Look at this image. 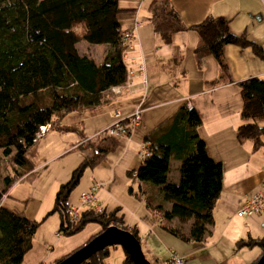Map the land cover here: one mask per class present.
<instances>
[{"label": "trees", "instance_id": "16d2710c", "mask_svg": "<svg viewBox=\"0 0 264 264\" xmlns=\"http://www.w3.org/2000/svg\"><path fill=\"white\" fill-rule=\"evenodd\" d=\"M145 1L152 31L161 43L168 44L175 32L194 33L196 42L191 53L195 67L199 68L207 57L216 63L218 74L209 84L229 82L221 56L224 45L248 48L264 65V40L257 44L244 33H230L224 18L208 16L185 27L167 0ZM124 11L117 0H0V264H20L30 249L35 229L53 214L58 217V230L63 235L74 234L87 223H96L99 230L95 234L114 226L137 239L135 229L125 228L120 216H116L117 207L108 211L81 209L75 221H69L66 215L67 196L82 171L94 167L116 147L115 137H100L95 143L86 139L82 141L84 145H77L78 149H88L90 154L83 156L67 180L58 184L51 207L40 220L28 219L21 211L1 204L14 182L29 179L31 165L26 151L43 135L41 129L52 114L60 118L96 108L106 100L104 92L125 81L126 61L121 59L124 30L117 19ZM79 42L106 46L101 61L96 64L88 56L78 54L75 44ZM234 85L241 120L234 130V141L237 144L250 141L256 150L264 140V79L250 76ZM186 104L185 100L179 102L168 117L146 132L141 138V150L146 156L139 158L136 168L125 174L136 182L140 196H144L143 183L159 192L153 209L158 213L160 228L180 240L198 242L211 224V209L220 190L221 166L206 155L203 142L195 133L199 116ZM53 127L64 130L57 125ZM169 159L180 162L177 183L166 182ZM163 203L169 204L167 210L161 208ZM172 219L179 224L190 222L186 236L178 228L166 225ZM83 244L50 264H57ZM233 245L235 249L258 248V255L248 263L253 264L263 250L264 234L259 238L238 239ZM114 247L96 251L80 264H104ZM120 263L131 264L123 251Z\"/></svg>", "mask_w": 264, "mask_h": 264}, {"label": "crops", "instance_id": "0c3cea01", "mask_svg": "<svg viewBox=\"0 0 264 264\" xmlns=\"http://www.w3.org/2000/svg\"><path fill=\"white\" fill-rule=\"evenodd\" d=\"M167 1L171 9L177 14L179 22L185 27L197 24L208 16L222 17L228 21L227 27L230 33H244L248 40L257 44L264 40V0ZM117 5L125 10L117 15L121 30H132L133 34L130 48L126 52V57L130 58L132 63L124 64L125 68L128 67L131 71L127 77L132 86L126 89H118L117 93L113 92V87H111L104 92L106 99L104 103L96 108L83 112H71L73 114L68 113L56 118L53 126L57 125L64 130L49 126L47 131L56 133L58 137L63 135L64 141L58 145L60 148L53 149V151L51 150L52 147L46 145V154L39 153L38 160H32L33 157L27 149L28 156L26 158L31 165L29 176L46 168L54 162L48 163L49 161L68 150H80L83 154L81 158L89 155L88 149H78L77 145H84L82 141L90 140L87 136L91 134L94 140H98L100 137L95 139L94 134L111 124L114 119V110L118 113L117 118L125 119L138 106L141 110H139L141 115H139L138 124L126 135L118 136L123 138L122 143H119L118 139L115 138L118 151L113 163L108 167L107 179L104 181L106 177L101 178L96 172V176L94 174L97 182L102 183V187L97 190L105 188V192H112L117 186L120 192V186H126L127 182L122 178L121 181L114 182L112 168L114 170L115 165H119L125 173L135 169L139 162L138 153L143 149L141 138L160 120L168 117L179 102L185 100L199 116L200 124L196 127L195 133L203 142L206 155L212 161L219 162L221 166L220 190L211 209V224L206 226V230L198 242L183 241L169 235L158 226V213L153 209L158 202L159 192L155 187L146 183L142 184L145 200L143 199L144 196H140L144 209H140L141 203L138 204L135 201L125 205V209L129 210V216L125 217L123 224L125 226L132 224L136 231V237L147 231L146 237L156 238L159 243L163 244V240L166 238L164 234H167L183 245L180 247L175 242H171L170 247L172 248L170 249L172 250L168 249L164 263L163 260L160 263L154 258L155 253L153 251L148 252L151 263L165 264L169 254L173 253L181 257L185 264H248L258 255V248L240 247L235 249L233 244L238 239L259 238L264 234V212L258 215L237 217L235 211L258 188L262 170L264 140L262 146L256 150L252 149L250 141H243L240 144L234 141V130L241 123L238 115L239 99L234 83L250 76L264 79L263 63L253 56L248 48L224 45L221 48V56L229 82L211 85L209 81L214 80L218 74L216 63L212 58L207 57L199 68L195 67L191 50L196 39L191 30L175 32L172 34L170 42L163 44L152 31L145 0H117ZM134 21L137 23L136 26L133 25ZM106 49L107 47L104 46L103 52ZM139 56L143 61L144 71L142 75L135 71V64L138 62ZM185 66L194 67L201 74L198 73L189 79L186 76ZM142 79L144 80L143 84L141 83ZM100 119L102 122L98 123L97 121ZM65 132H70L68 135L73 136L63 134ZM66 141L74 142H67L66 144ZM137 141H139V145ZM125 156L127 157L123 161ZM179 165L180 162L177 160H168L166 182L177 183ZM22 181L14 182L7 189L4 194L5 197L1 199L2 205L7 198H11L13 201L19 200L18 197L21 194L17 187ZM90 181L94 182L93 178H90ZM129 190L131 192L130 188ZM94 197L97 210L104 211V207H110L112 203L123 204V202L127 203L130 200L129 197V199L120 198L122 202L120 200L102 202L103 193L98 191ZM4 206L14 209L10 205ZM161 208L167 210L169 204L163 203ZM22 214L24 215L23 212ZM152 223L157 226V229H154ZM146 224L148 228H146ZM189 224V221L185 224H179L175 219H172L166 225L178 228L186 236ZM90 230L93 233L98 231L96 226L91 227ZM35 233L36 229L32 238H34ZM58 236L56 237L58 238ZM48 247L50 250L52 249L51 246ZM62 247L64 245L57 249ZM60 253L59 250L58 254ZM58 254H53V256L57 257ZM37 259L29 262L23 257L20 264H43ZM53 259L55 258L48 260L49 262L46 264H50Z\"/></svg>", "mask_w": 264, "mask_h": 264}, {"label": "rangeland", "instance_id": "374dc122", "mask_svg": "<svg viewBox=\"0 0 264 264\" xmlns=\"http://www.w3.org/2000/svg\"><path fill=\"white\" fill-rule=\"evenodd\" d=\"M75 47L78 50L79 54H84L88 56L94 61V63L98 64L101 61L102 53L104 50V45H91L85 42H79L75 44ZM126 52H127V49L122 51L121 59L128 58L126 57ZM138 62L135 64V71L138 65L140 67H142L143 65V61L140 56L138 58ZM184 68H185V72H187L186 76L189 79L193 78L195 75H198V73L201 74V72H199L197 69H194V67L185 66ZM136 72H138V74L141 73V71L139 70H137ZM113 88H117V87H113ZM117 92L118 90L115 91V93ZM136 108L140 110V107L137 106ZM114 112H117V111L114 110ZM139 115L141 114L139 113ZM117 117H118V113H117ZM56 118L57 117H55L54 114L51 115L49 119V123L43 126V128L41 129V132L43 133V135L37 138L33 142V144L28 148V151H30L31 156L33 157L32 160H38L39 153L46 154L45 153L46 145H48L49 147H52L51 150L53 151V149L60 148L58 147V145L63 143L64 141L63 135L61 137H58L56 136V133H49V131H47L50 125L52 126L55 124ZM115 119H119V118H115ZM115 119H113L111 123L115 121ZM97 122L101 123L102 119H100ZM69 133L70 132H65L63 134L68 135ZM88 134H85V135H88ZM133 134L135 135V133ZM68 136H73V135H68ZM94 136H97L95 137V139L96 138L98 139L100 137L99 132H96ZM92 137H93L92 134L87 136V138L90 139L89 141H91L92 143H95L96 141H98V140H94V138ZM115 138L118 139L119 143H122L123 141L122 137H115ZM139 141H137L138 145H139ZM67 142H74V141H66V144ZM117 151H118V148L116 147L113 151L107 153L99 161V163L96 164L94 167L84 168L77 183L71 189V191L69 192L67 196L66 204L68 206L75 207L77 205L76 200H77L78 195L82 192H85L92 183L90 181V178H93L94 182L98 181L95 177L96 173L101 178L106 177L104 181L107 179V175L109 174L108 167L111 166V164L113 163V160L116 156ZM138 151H139V148H138ZM25 155L27 157L28 153H26ZM82 155L83 154L81 153V151L76 150V149L68 150L65 153H61L60 155H58L57 157L49 161L48 163L52 161L54 162L49 164L46 168L36 171L31 176H29V179L23 180L19 184V186L17 187V189L19 190L21 194L20 197H18L19 200L13 201L11 200V198H7L4 202V205H10L14 207L15 210L22 211L28 219L37 220V221L40 220L42 216L46 213V211H48L51 207L52 196H53L54 191L56 190L57 185L67 180L70 174V171L76 166L77 162L79 161ZM126 157L127 156L123 158V161L126 159ZM112 171L114 175V178H113L114 182L121 181L120 179L122 178L127 182V185L120 186V192L117 186L114 187L112 192H109V191L105 192V188L99 189L97 191L103 193L102 202H104L105 200L112 202V200H120V198L129 199L130 197V200H128L129 202L127 203L125 202H123V204L112 203L110 207H107V206L104 207L105 211H108L114 207H117L115 214L116 216H120L122 224H123V221L129 216L128 215L129 210L125 209V205H129V203L133 201H135L138 204L141 203L140 209H144V205H143V202H141L140 194H138L137 192L136 182L131 180V178H129L128 176H126L125 172L123 171V169H120L119 165H115V168L114 170L112 168ZM128 186L131 189V192L128 191V188H127ZM97 191L95 192V194H93L94 196H96ZM126 224H127V221H126ZM57 225H58V217L55 214L48 216L44 220L41 221V223L36 228V233H35L34 238H31L30 249L27 250L23 255L24 260L27 259L29 262H31L33 259L38 258L37 260H40L41 262H43V264H46L49 262L48 260H51L52 258H58L59 256L66 254L67 252L75 248L76 246H79L83 244L86 240H88V238H90L92 235L95 234L90 230L91 227L96 226L97 230H99V226L96 223H87L78 232L71 234V235H63L58 230ZM152 225L153 227H155L154 229H157L156 225H154L153 223ZM132 226H133L132 224L130 225L127 224L126 226L124 225L125 228H130ZM145 226L146 228H148L147 224ZM56 231L59 232L58 238L54 235ZM147 234L148 232L145 231L142 235H138L136 237L137 238L136 240L138 242L139 249L141 251L143 258L149 263H151L150 261L151 258L149 257L148 252L150 253L151 251H153V253H155L154 258H156L157 261L160 263H161V260H163V263H164V257L166 253H168V249L172 250L170 249L172 248L170 247L171 242H175L180 247L183 246L181 242L175 240L174 238H172L171 236H168L167 234H164L166 238H164L163 244L159 243V241L156 238H153L151 236L146 237ZM46 243L48 246H51L52 248L51 250L46 245ZM61 245H64V247H62L61 249H57ZM59 250L61 251L60 254H58ZM53 254L55 255L58 254V255L57 257H54ZM121 257H122V251L120 247L115 246L114 248H111L109 250V255L104 260V264H121L120 263Z\"/></svg>", "mask_w": 264, "mask_h": 264}, {"label": "built area", "instance_id": "2783aa9c", "mask_svg": "<svg viewBox=\"0 0 264 264\" xmlns=\"http://www.w3.org/2000/svg\"><path fill=\"white\" fill-rule=\"evenodd\" d=\"M136 25L137 23H134V26ZM132 39H133V34L131 31L121 32V44L126 47L125 49L128 50L130 48V41ZM122 60L126 61V64L132 63L130 58H124V59L122 58ZM137 70L141 71L140 74L142 75L144 71L143 65L142 67L138 65L136 67V71ZM129 74H131V71L128 67H126L125 68V81L123 82L122 85L117 86V88H112L113 92L117 91L119 88L126 89L132 86V83L128 80V77H127V75ZM141 83L142 84L144 83L143 79L141 80ZM186 107L188 108L189 105L186 104ZM113 117L114 119L117 118V112H113ZM121 120L122 119H115V121L109 124L104 130L100 131L99 132L100 137H104V136L118 137V136H123L129 133V131H131V129H133L137 125V122L139 121L138 108H136L128 117H126L125 120L123 121ZM97 136H94V137H97ZM138 156L144 157L146 156V153L144 152V150H141L138 153ZM100 187H102V183L92 182L89 188L85 192H82L78 195L77 200H76L77 205L75 207L73 206L67 207L66 215L69 221H75L78 212L82 208H87V209L97 208L94 202V199H93V194ZM263 212H264V152H263V158H262V170H261L260 178L258 181V188L248 198H246L245 201L239 206V208L235 211V215L237 217H247L251 215H257ZM54 235L58 236L57 233H55ZM166 264H185V262L181 257H178L173 253H170Z\"/></svg>", "mask_w": 264, "mask_h": 264}, {"label": "water", "instance_id": "95a60500", "mask_svg": "<svg viewBox=\"0 0 264 264\" xmlns=\"http://www.w3.org/2000/svg\"><path fill=\"white\" fill-rule=\"evenodd\" d=\"M109 246L120 247L129 257L131 264H149L143 258L137 240L129 232L114 226H108L95 234L89 241L57 264H80L96 251ZM253 264H264V246L261 254Z\"/></svg>", "mask_w": 264, "mask_h": 264}, {"label": "bare ground", "instance_id": "6f19581e", "mask_svg": "<svg viewBox=\"0 0 264 264\" xmlns=\"http://www.w3.org/2000/svg\"><path fill=\"white\" fill-rule=\"evenodd\" d=\"M124 31H129V30H124ZM131 31V30H130ZM132 32V31H131ZM70 207V206H69ZM82 209H85V208H82Z\"/></svg>", "mask_w": 264, "mask_h": 264}]
</instances>
